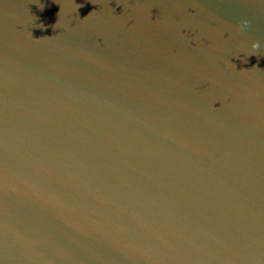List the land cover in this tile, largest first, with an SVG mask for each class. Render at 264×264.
I'll return each instance as SVG.
<instances>
[{"label": "water", "instance_id": "water-1", "mask_svg": "<svg viewBox=\"0 0 264 264\" xmlns=\"http://www.w3.org/2000/svg\"><path fill=\"white\" fill-rule=\"evenodd\" d=\"M0 264H264V0H0Z\"/></svg>", "mask_w": 264, "mask_h": 264}, {"label": "clouds", "instance_id": "clouds-1", "mask_svg": "<svg viewBox=\"0 0 264 264\" xmlns=\"http://www.w3.org/2000/svg\"><path fill=\"white\" fill-rule=\"evenodd\" d=\"M253 46H254V47H259V43H257V44H254Z\"/></svg>", "mask_w": 264, "mask_h": 264}]
</instances>
